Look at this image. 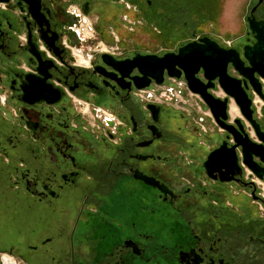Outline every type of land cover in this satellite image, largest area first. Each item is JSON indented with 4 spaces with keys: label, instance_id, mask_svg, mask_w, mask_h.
Returning <instances> with one entry per match:
<instances>
[{
    "label": "flooded vegetation",
    "instance_id": "flooded-vegetation-1",
    "mask_svg": "<svg viewBox=\"0 0 264 264\" xmlns=\"http://www.w3.org/2000/svg\"><path fill=\"white\" fill-rule=\"evenodd\" d=\"M201 1L0 0V264H264V160L236 139L261 142L218 77L195 75L225 118L160 64L208 38L250 68L264 0L239 46L188 30ZM225 75L264 134V100Z\"/></svg>",
    "mask_w": 264,
    "mask_h": 264
},
{
    "label": "water",
    "instance_id": "water-1",
    "mask_svg": "<svg viewBox=\"0 0 264 264\" xmlns=\"http://www.w3.org/2000/svg\"><path fill=\"white\" fill-rule=\"evenodd\" d=\"M251 30L255 34L256 43L252 47H244V58L249 62L250 68L243 67L238 53L235 50H223L208 38L201 40L202 45L191 43L181 48L177 55L169 54L160 59L161 65H170L168 75L171 77H180L179 73H174L172 70L175 65L182 67L189 88L194 93L202 96L216 118L219 115L225 118L226 101L221 102L209 95L207 89L212 88V84L208 83L204 85L195 75L201 68L205 79L209 82L216 79V77L219 78L221 88L227 95L234 99L240 112L251 124L257 138L261 142V144H254L246 135H244L242 141L236 139V147L241 148L244 162L248 164L252 162L253 157L264 160V134L260 132L258 124L252 118L251 100L240 88L239 81L225 75V68L231 63L235 70L249 79L251 86L264 100L261 85L253 77L254 73H256L264 79V25L252 21ZM145 59L150 61V57Z\"/></svg>",
    "mask_w": 264,
    "mask_h": 264
},
{
    "label": "rangeland",
    "instance_id": "rangeland-1",
    "mask_svg": "<svg viewBox=\"0 0 264 264\" xmlns=\"http://www.w3.org/2000/svg\"><path fill=\"white\" fill-rule=\"evenodd\" d=\"M201 3L203 9L197 12V16L199 18L198 20L199 25L197 24L198 25L197 26L195 24L192 25L190 24L188 26V30L194 29L197 31V33L209 34L216 37L223 36L224 33L228 32L231 35V39L234 38L235 45L239 46V44H241L242 39L239 38L238 36L241 35L244 30V23H243L244 0H221L219 17L217 19L218 21L217 20L214 21L215 17H213L214 15L217 14L216 11L211 10L209 12L204 10L206 3L208 4L210 3V1L202 0ZM210 17L213 18L210 19ZM201 21L202 24H200ZM213 22H217L218 25L213 24ZM217 26H219V28H217Z\"/></svg>",
    "mask_w": 264,
    "mask_h": 264
},
{
    "label": "bare ground",
    "instance_id": "bare-ground-1",
    "mask_svg": "<svg viewBox=\"0 0 264 264\" xmlns=\"http://www.w3.org/2000/svg\"><path fill=\"white\" fill-rule=\"evenodd\" d=\"M233 111H234V109H233Z\"/></svg>",
    "mask_w": 264,
    "mask_h": 264
}]
</instances>
